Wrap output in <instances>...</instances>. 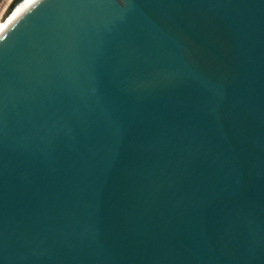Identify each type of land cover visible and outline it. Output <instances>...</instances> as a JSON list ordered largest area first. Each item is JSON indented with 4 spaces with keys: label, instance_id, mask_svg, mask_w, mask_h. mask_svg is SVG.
<instances>
[{
    "label": "water",
    "instance_id": "1",
    "mask_svg": "<svg viewBox=\"0 0 264 264\" xmlns=\"http://www.w3.org/2000/svg\"><path fill=\"white\" fill-rule=\"evenodd\" d=\"M0 264H264V0L22 14L0 36Z\"/></svg>",
    "mask_w": 264,
    "mask_h": 264
},
{
    "label": "bare ground",
    "instance_id": "2",
    "mask_svg": "<svg viewBox=\"0 0 264 264\" xmlns=\"http://www.w3.org/2000/svg\"><path fill=\"white\" fill-rule=\"evenodd\" d=\"M17 1V0H16ZM15 1V2H16ZM39 0H22L17 5H14V7L9 15L11 18L3 23L0 26V36L22 15L24 14L30 7H32L34 4H36ZM12 5V6H13Z\"/></svg>",
    "mask_w": 264,
    "mask_h": 264
},
{
    "label": "rangeland",
    "instance_id": "3",
    "mask_svg": "<svg viewBox=\"0 0 264 264\" xmlns=\"http://www.w3.org/2000/svg\"><path fill=\"white\" fill-rule=\"evenodd\" d=\"M15 1L16 0H0V26L11 18L9 12Z\"/></svg>",
    "mask_w": 264,
    "mask_h": 264
}]
</instances>
